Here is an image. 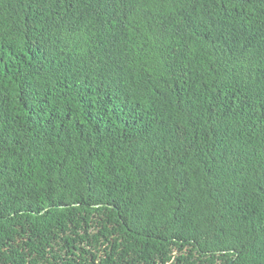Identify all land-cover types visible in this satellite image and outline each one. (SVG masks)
<instances>
[{
    "label": "trees",
    "instance_id": "1",
    "mask_svg": "<svg viewBox=\"0 0 264 264\" xmlns=\"http://www.w3.org/2000/svg\"><path fill=\"white\" fill-rule=\"evenodd\" d=\"M0 264H264V0H0Z\"/></svg>",
    "mask_w": 264,
    "mask_h": 264
}]
</instances>
